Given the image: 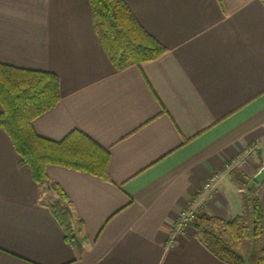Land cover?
Instances as JSON below:
<instances>
[{"label":"crops","instance_id":"obj_1","mask_svg":"<svg viewBox=\"0 0 264 264\" xmlns=\"http://www.w3.org/2000/svg\"><path fill=\"white\" fill-rule=\"evenodd\" d=\"M124 1L167 51L118 71L89 0H0V63L60 82V101L34 120L35 132L60 141L80 130L110 153L109 181L47 168L71 204L72 246L45 206L58 196L19 166L0 130V264H229L193 228L171 235L188 207L224 221L241 215L247 194L227 164L248 146L253 160L237 171L253 178L264 168V5ZM258 196L264 247V179Z\"/></svg>","mask_w":264,"mask_h":264},{"label":"trees","instance_id":"obj_2","mask_svg":"<svg viewBox=\"0 0 264 264\" xmlns=\"http://www.w3.org/2000/svg\"><path fill=\"white\" fill-rule=\"evenodd\" d=\"M217 1L223 5V0ZM260 1L264 5V0ZM89 4L95 33L116 70L155 61L166 53L167 48L141 25L124 0H89ZM59 101L60 82L55 74L0 63V130L9 137L19 166L28 167L34 183L58 196L45 206L64 231L66 242L75 246L73 216L65 209L68 206L71 210L70 201L62 188L50 180L47 168L59 166L109 181L110 153L80 130L71 131L60 141L35 132L34 120L55 108ZM234 175L236 186L246 189L242 214L226 221L202 215L192 228L211 254L229 264H247L235 244L252 239L248 264H264L260 184L241 174L247 180L242 184ZM222 228L233 243L224 237Z\"/></svg>","mask_w":264,"mask_h":264},{"label":"built area","instance_id":"obj_3","mask_svg":"<svg viewBox=\"0 0 264 264\" xmlns=\"http://www.w3.org/2000/svg\"><path fill=\"white\" fill-rule=\"evenodd\" d=\"M256 151V146L254 144L248 146L240 155L234 157L228 164L227 169L230 172L242 170L248 164H250L253 160L254 154ZM220 181V174L214 173L212 174L203 184L201 190L202 193L205 194V202L211 198L210 192L211 190L219 183ZM203 208V206L198 207H188L182 210L179 219L177 220L173 233L171 235V242L175 239V237L187 230L188 228L192 227L195 222L196 218H199L203 214L198 213V211ZM198 214V215H197Z\"/></svg>","mask_w":264,"mask_h":264},{"label":"rangeland","instance_id":"obj_4","mask_svg":"<svg viewBox=\"0 0 264 264\" xmlns=\"http://www.w3.org/2000/svg\"><path fill=\"white\" fill-rule=\"evenodd\" d=\"M256 161V160H255ZM233 173H236V176L238 177V180L240 181V182H242V184H245L246 183V178L245 177H243L241 174L242 173H240L239 171H235V172H233ZM258 174V173H257ZM254 175V174H253ZM252 176V175H251ZM255 176H256V174H255ZM254 178V177H253ZM243 189H244V192H245V194H246V189L243 187ZM52 193V192H51ZM244 194V195H245ZM51 196H52V194H50ZM243 197V196H242ZM245 200H247V195H245L244 197H243V202H245ZM202 210V209H201ZM200 212H202V211H198V213H200ZM243 212V211H242ZM201 214V213H200ZM242 214V213H241ZM198 215V214H197ZM206 216V215H205ZM197 220H198V218H196V222H197ZM195 222V223H196ZM190 228H192V227H190ZM223 228L222 229H220V231L224 234V237L228 240V241H230V242H232L233 243V240H232V238L230 237V235L227 233V232H225V230H223ZM252 239H246V240H241L240 242H238V243H236L235 244V249L237 250V251H239L242 255H243V257H244V259H245V261H246V263L248 264V255L250 254V241H251Z\"/></svg>","mask_w":264,"mask_h":264},{"label":"water","instance_id":"obj_5","mask_svg":"<svg viewBox=\"0 0 264 264\" xmlns=\"http://www.w3.org/2000/svg\"><path fill=\"white\" fill-rule=\"evenodd\" d=\"M264 179V168H262L258 174H256V176L254 177V180L257 182V183H261L262 180ZM66 211H68L69 214H71V210L68 206L65 207Z\"/></svg>","mask_w":264,"mask_h":264}]
</instances>
